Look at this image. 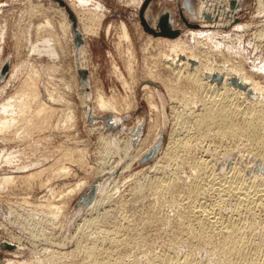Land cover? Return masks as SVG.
<instances>
[{"label":"bare ground","instance_id":"1","mask_svg":"<svg viewBox=\"0 0 264 264\" xmlns=\"http://www.w3.org/2000/svg\"><path fill=\"white\" fill-rule=\"evenodd\" d=\"M144 1L133 0V3L138 2L140 6ZM51 2L54 3L53 0ZM65 2L77 17L73 5ZM236 2L238 8L241 7L239 0ZM55 4L59 5L56 10L64 19V24L61 22L59 26L72 47L67 51L58 46L61 38L55 31L53 18L43 15L42 21L31 24L40 40V45L37 44L33 50L46 52L60 60V66L54 69V73H63L64 80L68 78L77 85L75 93L86 109L83 123H87L88 116L92 119L95 116L96 123L91 128L99 130L103 115L109 113L104 118L111 117L112 127L118 132L111 136L100 131V157L97 162L103 166L97 170L94 183L87 178H78L71 183L68 181L60 190L51 188L42 196L39 192L40 197L36 199L28 197L30 195L3 199V193L18 178H24V183L26 179L31 178L29 183L36 179L33 177L41 170L29 171L32 167L37 168L43 158L38 157L39 161L34 163L26 156L30 162L22 165L19 158H24L20 154L22 152L0 151V170L11 167L10 172L19 173L0 174V208L7 207L1 215L13 217L11 226L0 219L1 246L11 247L2 264H264V60L257 69H250L249 61L256 58L245 53L250 52V48L253 53L257 51L253 43L250 42L249 49L246 45L249 34L257 33L264 38V0H256L257 8L247 21L237 22L239 9L230 12L227 3L221 9L210 11L204 7L210 15L218 16V20L205 22L202 18L199 23L202 30L181 31L176 38L149 37L143 49L151 59L146 66L147 77L144 80L147 84H144V90L153 122L145 139L140 138L143 127L139 123L134 132H129L127 125L122 122L121 126L118 122L126 119L119 116L138 104L135 59L128 65L132 81L115 65V75L126 92L124 95H108L101 89H96L95 93L88 90L91 73L87 70L86 39L89 34L93 35L95 24L103 21L106 12H103L105 15L99 13L101 9L96 6L83 17H77L84 45L76 50L70 15L59 3ZM97 9L99 11H95ZM28 10V14H49L40 4H32ZM202 10L200 7L199 15ZM228 13L231 15L227 16ZM255 19L263 23L256 25ZM121 26V36L130 42L131 32L127 24L121 21ZM226 27L231 28L227 31ZM111 28L112 25L107 31L110 32ZM5 33L0 32V61ZM130 50L134 56L133 50ZM3 65L1 63L0 67ZM79 69L88 71V87L84 95L78 85ZM35 70L26 75L16 98L5 99V103L2 101L0 134L7 135L12 129L20 127V140L28 136V130L44 131L53 128V125L55 128L62 127L63 123H74L78 118L72 108L67 116L63 115L65 118L54 120L57 109L42 99L40 73ZM161 84L165 95L157 88ZM46 92L52 103L66 100L50 85ZM167 106H170L174 122L163 148L167 135L166 122L159 116L166 113ZM18 122H22V126L25 123L26 130L18 127ZM136 135L139 137L136 138ZM2 139L4 144L8 141ZM119 139L123 141V146L112 153V143L115 142V146ZM154 149L156 154L150 160L153 163L142 162L143 157ZM61 151L64 152L60 149L59 155ZM120 152L130 159L129 162L119 164L117 153L121 155ZM111 154L114 155L111 157ZM72 155L69 156L70 161H73ZM83 155L86 156L85 152ZM63 156L69 158L68 155ZM58 160L55 159L56 162ZM59 161L57 164L63 165L56 170L61 176L64 173L66 176H63L68 177L72 170L64 162L69 161ZM133 161L147 166L149 174L144 181L133 179L134 174L126 173ZM45 168V171L50 169L49 166ZM94 185L98 191L92 204L85 210L74 208L71 211V202L84 191L83 196H89ZM47 186L45 184L43 188ZM78 213L82 214L73 226V219ZM41 241L48 242L47 254L33 258L35 248L29 251V245Z\"/></svg>","mask_w":264,"mask_h":264},{"label":"rangeland","instance_id":"2","mask_svg":"<svg viewBox=\"0 0 264 264\" xmlns=\"http://www.w3.org/2000/svg\"><path fill=\"white\" fill-rule=\"evenodd\" d=\"M65 1H67L73 5V7L75 8V10L77 12V17H83V15L85 13H88L89 9L93 10L96 8V6L99 7L101 10L99 11L97 9L95 11H99V13H101V14L103 12H106V15L103 13L105 15L103 21L100 22V24L97 23L98 25L95 24V28H94L95 32H93V35L89 34L87 39H86L87 40V44H86L87 70L91 73L89 75L90 81H89V85H88L90 87V89H88L90 93H92V92L95 93L96 89H101L103 92H105L108 95H111V94L113 95L114 93H116L117 95H124L126 92L124 91L123 86H121L122 84H120V82L117 81V77L115 75V71H116L115 65L118 67L119 72L123 73L128 78V80L132 81L133 80V79H131L132 76H130L129 72H128V65H129V62L131 60L135 59L134 68L136 70V73H135V76H136L135 78L137 80L136 96H137V101H138L137 103L138 104L135 108L131 109L126 114L119 116L122 119L126 117V119L120 120L118 122H121V126H123L122 122L125 125H127V127L129 128V132H134L135 126H137L136 124L139 123L138 125L143 127L142 135L140 138L143 137V139H145L150 134V131L152 129L151 123L153 121L151 119L150 106L148 104V99L146 98L147 97L146 91L144 90V84H147V81L144 80L147 77L146 66H147V63H149V62L151 63V59L149 58L150 54H148V52H145L143 49L147 45L149 37H151V35L155 36V35L147 32L145 30V28L142 25L141 20H140V11H141V8H142V6L146 0L140 6L138 5V2L133 3V0H65ZM216 1L217 0H211V2H213V3H216ZM223 1L225 2V5H227V3H229V0H223ZM239 2L241 4V7H240L239 12L237 14V16L239 17L237 22L247 21V20L251 19L250 17H251L252 12L257 8L256 0H239ZM55 3L56 2H54V3L51 2V0H46V1L45 0L44 1L43 0H0V6H1L0 7V27H1L0 32H4V33L6 32L5 33V39L3 42V45H4L3 54H2L3 57H2V60L0 61V64L1 63L5 64L6 62H9V64H10V71H9L8 76L5 77L0 82V96H1L0 97V107H1L3 102L4 103L6 102V100L8 98H9L8 100H10V99L16 98L18 96L19 92H21L20 89H22L23 82L25 83L29 72L31 73V72H33L34 69H36L35 71L37 73H40L39 74V80H40L39 81V88L41 91L42 99L44 101L48 102L49 105H52L54 108L57 109V112L54 115V120L65 118L64 116H67L70 109H72V108L75 110V113L78 117V118H76L74 123H67V124L63 123L62 127L61 126L57 127L58 129L55 128L53 125V128L52 127L46 128L45 129L46 132H44L45 130L44 131L43 130L34 131V129L31 131L28 130L29 134L27 132L28 136H24V138H22L23 140L22 139L19 140L18 136L20 134L19 133V128H20L19 126L22 127V130H26L24 122H23L24 126H22V122L16 123V125L19 127L18 128L17 126H15V128H18V130L14 129V131H16V132H14L12 129L10 133H8L9 131L7 132L8 133L7 135H6V133L0 134V151L7 150L8 153H11L12 151L14 152L15 150H17L18 152H22L20 154L21 155L23 154L22 156H24V158L19 157L22 160L21 161L22 165L24 163H28L30 161L36 163L39 161L38 157L43 158L39 162L38 166H36L37 168L32 167V169H30L29 173L32 171H36V169L41 170L42 174L44 173L43 175H41V173H40V174L36 175L35 177H33V178H36V177L37 178L32 179L33 181L31 180L30 183H29V180L31 178L29 180L26 179L27 182L31 185H29L27 182L24 183L25 182L24 178H18L17 182L13 183L15 186L9 185L6 187V189L3 193V196H4L3 199H9V197L12 198V197H16V196L19 198H22V197H27L28 195H30L28 197H31L32 199H36L37 197H40L39 192H41L40 195L42 196L45 194V192L47 193L49 190H51V188L56 189V190H60L63 187V185H66L69 182L70 183L74 182V181L79 180L81 178H87V179L91 180L92 183H94L97 180V178H96L97 170L99 169V167L103 166L102 163L97 162L98 156L100 157V155H99V143H98L99 137L101 136L100 131H102V133L107 134V135H111V134L118 132L117 130H114V128L110 125L113 123L112 118L111 119H110V117L104 118V116H108L109 113H106L105 115L102 114L103 115L102 122H101L102 128H100V126H99V130H92L93 128H91L92 127L91 125L92 124L94 125L96 123V122H94L95 116L93 119L91 118V116H88V118L86 120L87 123L86 124L83 123V117L86 115V109L81 104L80 99L78 98V95H76V93H75L77 85L75 86L73 81H71L68 78H67V80H64V77H63L64 74L63 73H60V72L58 74L54 73V71H55L54 69L56 67L60 66V64L58 62L60 60H57V58L48 55L46 52L40 53L38 50H36L35 52L33 50L37 44L40 45V40H38V34H36V29H34L33 26L31 27V24L32 23L36 24V23L42 21L43 15L44 16H50L51 18H53V21L55 23V29H56L55 31H57V34H59L60 38H61L58 46L62 47L64 50H67V51L69 50V47H72V43L69 44L67 36L65 35L62 28H60V26H59V23H61V22H63V24H64V19L62 18L59 10H56V9H58L59 5L55 4ZM205 3L206 2H204V4ZM32 4H40L42 6V8L46 11V13L49 12V14H45V12H44V14L39 13L38 15L36 13L28 14V12H26V11H29L28 9H30ZM200 4H201V0H180V1L179 0L178 1L177 0H152V2L149 5L145 15L147 17V20H150V21L153 20V22L156 24L157 21L163 15H166V13H170L171 19L174 21L175 26L176 27L180 26L183 28L182 33H184L186 30H202L201 27H197V28L187 27L180 18V11H182L185 14V16L189 19L190 14H189L187 6L191 9H195V8H199ZM54 9H55V11H54ZM213 9H214V4L209 5L207 8V10H209V11L213 10ZM57 11L59 12V16H58ZM23 12H24V14H23ZM75 15H76V13H75ZM34 16H35V18H34ZM24 17L26 18L25 20L23 19ZM29 17L33 18V19H30ZM22 21H23V23H22ZM121 21H124L127 24L129 31L131 32V41L130 42L125 40V38L121 36V34L123 32V29L121 26ZM263 21H264V19H263ZM263 21H261V20L258 21V19H255L254 22L256 25H261L263 23ZM192 22L195 23L194 21H192ZM199 23H200V21H199ZM108 25L109 26L112 25L110 32L107 31V29L109 27ZM230 28L231 27H226L225 29L227 31H229L228 29H230ZM24 30L26 31V33ZM35 35H37V36H35ZM155 37H163V36H155ZM250 42L253 43V46H255V49H257V51L253 53V50H251V48H250V50H249L250 52H245V53L248 54L249 57H251L252 54H253L252 57L255 56V58H256L255 61H253V60L249 61V68L250 69H257V67H259L261 65L259 63L264 60V38H262L260 35H257V33L252 34V35L249 34V36L247 37V41H246V45H247L248 49H249V47H251ZM130 49L133 50L134 56L131 53ZM251 51H252V53H251ZM252 67H254V68H252ZM30 68H31V71H30ZM27 69H29V70H27ZM1 74H2V72L0 71V76H1ZM65 75H67V74H65ZM61 78H62V82H61ZM78 79H79L78 85L81 88V93L84 95L85 92L87 91L86 86H83V84L81 82V77H78ZM4 83H5V85H4ZM48 84L50 85L51 89L57 90V94L60 93L61 95L65 96L66 100H61V102L59 100L57 103L56 102L52 103V101L50 102L48 100V96H47V92H46L47 88L49 87ZM45 87H46V90H45ZM157 88L161 89V91L165 95L166 91H165L162 84L159 85ZM2 91L4 92L3 93L4 95H2ZM32 106H34V105H32ZM114 116H116V115H114ZM159 117H161V119L164 123L166 122V133H167V135L165 137L164 145L162 146L164 148L167 141H168V136H169V133L171 131V128H172L173 122H174L172 119L173 117L171 114L170 106H167L166 113L164 115L159 116ZM138 120H139V122H138ZM47 129H48V131H47ZM66 129L67 130L69 129V130L67 131ZM38 132H41V133L37 134ZM14 133H18V135L17 134L15 135ZM13 134H14V136H13ZM32 135H35V136H32ZM19 137L21 138V134ZM25 137H29V138L27 139ZM47 137H49V138H47ZM51 137H52V139H51ZM138 137L139 136L136 135V138H138ZM2 138L8 139V141H6V143L4 144L5 140H3ZM12 138L16 139L17 141L16 140L12 141L13 140ZM9 139H11V142ZM8 142H10V143H8ZM113 143L115 144V142H113ZM113 143H112V148H111L112 153L117 151V147L123 146V141H121L120 139L118 141H116L115 146ZM136 143H137V141L135 142V145H136ZM35 144H37L39 147ZM28 145H31V146H28ZM1 147H2V149H1ZM67 148H68V151H65V149L67 150ZM80 148H84L85 150H81ZM60 149L61 150L63 149V151H64V152L61 151L62 156L59 155ZM78 149H80V151ZM71 150H73V151H71ZM77 150L80 153L77 152ZM130 151H132V150H130ZM33 152H35V153H33ZM65 152H69V153H65ZM71 152L74 153V155H72ZM84 152H85L86 156L83 155ZM70 153L73 157V159L71 158V160H73V161H70V157H71V155H69ZM63 155H65V156L68 155L67 157H69V156L70 157L66 158ZM113 155L114 154H111V157ZM26 156L30 159V161ZM53 156L54 157L56 156L55 159H57V160L59 158H61L62 160H60V159L59 160L63 161V162L66 159L69 161V163H67V161L64 162V165L69 167L70 171L72 170L70 172V174L69 173L67 174V176L69 175L68 177H65L66 174H64V173H62V174L65 176H63V175L61 176L58 173L59 171L56 169L61 167L63 165V163H61L58 160L61 163V164L58 163L60 165L59 166L57 164L58 161L56 162L55 159H53ZM82 156H83V162H82ZM78 157H79V159H78ZM80 157H81V159H80ZM114 157H116V156H114ZM117 157H118V160L120 159L119 164H121V165L125 164V162H129V160H130V159H127V157H124L122 153H121V155H119L117 153ZM64 158H66V159H64ZM44 159H45V161H44ZM152 161L147 162L146 164H149V163L152 164L153 163ZM50 164L51 165L53 164V166H56V165L57 166L53 167ZM54 164H56V165H54ZM139 164H140V162L133 161L131 167L126 171V173L134 174L135 176L133 177V179L144 181L145 180L144 177L147 174H149V171H148V169H146L147 166H143V164H140V165ZM48 166L50 167L51 170L48 169L47 171H45L46 170L45 167H48ZM52 167H53V169H52ZM10 169L12 170L11 167L10 168L5 167V168H3V170L1 169L0 174L1 175H3L4 173L12 174V175L19 174L16 172H13V173L10 172ZM42 169H44V170H42ZM52 170H53V172H51ZM55 171H57V173L59 175H57V173H55ZM53 173H55L56 175ZM151 174H153V173H151ZM52 175H53V177H52ZM56 176H58V177L60 176L61 178L60 177L58 178ZM38 177H41L42 179H40ZM51 178H53V179H51ZM55 178H58V179H55ZM21 179H24V180H21ZM47 182L50 183L51 185L49 186V184ZM39 183H43V184H39ZM22 184H23V186H22ZM24 184H25V186H24ZM26 184H28V185H26ZM45 184L48 186L43 188L45 186ZM39 185H41V186L39 187ZM53 185H54V187H53ZM15 187H16V189H15ZM126 187L127 186L122 187V189L125 190ZM8 188H9V190H8ZM40 188L43 190H40ZM27 190H29V191H27ZM84 194H85V191L82 194L78 195L77 198L71 202V206H70L71 211L74 208H76L78 201L81 199V197ZM4 208L7 209V207L5 205L0 208V219L4 220L8 225L11 226V220L13 217L10 216V218H9L8 215H6V214H4L5 217L3 215H1L5 211ZM81 214L82 213H78L77 217H75L73 219V226L76 224V221L78 220V218ZM73 226H71V229ZM47 243L48 242H46V241L45 242L41 241V242H38L36 244L37 246L34 244H33L34 246L29 245V247H30L29 251L34 250V248H35L34 253L32 252V257L36 258L35 256L42 257V256L46 255L47 254L46 248L49 247L47 245ZM1 244H2V242L0 239V261H1L0 264L3 263L4 259L8 256L9 251H11L10 250L11 248H3L1 246ZM37 248L39 249V251ZM36 250H37V252H36ZM42 250L44 251L43 255H42ZM172 250H174V249H172ZM184 250H185V248H184Z\"/></svg>","mask_w":264,"mask_h":264},{"label":"water","instance_id":"3","mask_svg":"<svg viewBox=\"0 0 264 264\" xmlns=\"http://www.w3.org/2000/svg\"><path fill=\"white\" fill-rule=\"evenodd\" d=\"M53 1L59 3L69 13L70 19L73 23V32L75 34L76 50L80 49L84 45V39L82 37V34L80 31L78 21H77V17L75 15V13L71 10V8L68 6V4L64 0H53ZM229 1H230L229 2L230 12H233L236 9H240V7L238 8L239 5L236 2V0H229ZM151 2H152V0H146L143 4L142 8H141V11H140V20H141V23L144 26L145 30L147 32L155 35V36H163V37H169V38H176L177 36H179L181 34V31L183 28L182 27L177 28L175 26L174 21L171 19L170 13H166V15H163L157 21L156 24L153 22V20H151V21L147 20V17L145 14H146V11H147L149 5L151 4ZM204 2H206V3L204 4ZM201 4H204V5H201ZM201 4H200L199 8L201 7V9H203V10L200 13V15H199V8L191 9L187 6L189 14H190L189 19L185 16V14L182 11H180V18L187 27H189V28L200 27L199 21L202 18L204 19L205 22H208V21L211 22V21H217L218 20V16H215L213 14L210 15L209 13L206 12V10H204V7H206V9H207L209 5L214 4V8L221 9L224 6H226L225 2L223 0H217L216 3L211 2V0H201ZM230 15H231V13L227 14V16H230ZM192 21H194L195 23H193ZM0 71L2 72V74L0 76V82H1L9 74V71H10L9 62H6L2 67H0ZM79 75L81 77V82H82L83 86H87L88 71L84 70V69H79ZM220 81H221V78H220ZM110 125L113 126L114 123H112ZM156 151L157 150H155V149L151 150V152L149 154H147L145 157H143L142 162H146V161L153 159V157L156 154ZM97 191H98V187L96 185H94L91 188L89 196H82L81 199L78 201L76 208H78V209L81 208V209L85 210L88 206H90L92 204V202L94 201L96 195H97ZM7 246H9V245H7ZM9 248H11V247H9Z\"/></svg>","mask_w":264,"mask_h":264},{"label":"flooded vegetation","instance_id":"4","mask_svg":"<svg viewBox=\"0 0 264 264\" xmlns=\"http://www.w3.org/2000/svg\"><path fill=\"white\" fill-rule=\"evenodd\" d=\"M180 26H177V28H179Z\"/></svg>","mask_w":264,"mask_h":264}]
</instances>
